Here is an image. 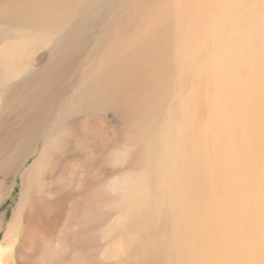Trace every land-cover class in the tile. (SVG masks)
I'll use <instances>...</instances> for the list:
<instances>
[{
  "label": "bare ground",
  "instance_id": "1",
  "mask_svg": "<svg viewBox=\"0 0 264 264\" xmlns=\"http://www.w3.org/2000/svg\"><path fill=\"white\" fill-rule=\"evenodd\" d=\"M9 39L0 264H264V0H0Z\"/></svg>",
  "mask_w": 264,
  "mask_h": 264
},
{
  "label": "rangeland",
  "instance_id": "2",
  "mask_svg": "<svg viewBox=\"0 0 264 264\" xmlns=\"http://www.w3.org/2000/svg\"><path fill=\"white\" fill-rule=\"evenodd\" d=\"M103 21L101 20V21H98L97 22V24L98 25H100V28H99V30L98 31H100L101 29H102V27H103V25H101V23H102ZM9 43H14V41L12 40V39H9V40H7V41H5L3 44H1L0 45V48H2V47H6L7 45H9ZM45 58H47V56L45 57ZM11 202H12V200L11 199H9L8 200V202H7V207L6 206H4L3 208H0V213L1 212H3L6 208H8V206H10V208H9V215H11L12 214V207H11ZM13 204V203H12ZM6 207V208H5ZM2 238V237H1Z\"/></svg>",
  "mask_w": 264,
  "mask_h": 264
}]
</instances>
